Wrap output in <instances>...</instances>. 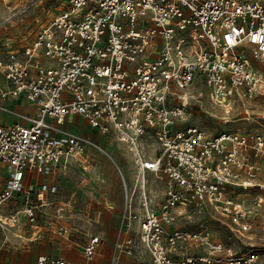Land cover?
<instances>
[{"label":"built area","instance_id":"1","mask_svg":"<svg viewBox=\"0 0 264 264\" xmlns=\"http://www.w3.org/2000/svg\"><path fill=\"white\" fill-rule=\"evenodd\" d=\"M63 6L30 43L0 61L7 83L0 98H24L39 108V116L19 115L25 123L0 125V231L30 227L36 230L30 238L38 239V230L64 219V208L54 218L46 210L58 187L31 188L25 178L90 166L89 149L103 150L68 129L79 116L127 146L140 187L148 173L164 182L162 204H151L143 190L142 204H134L124 183L121 232L132 222L140 226L138 241L117 243V252L137 257L145 249L151 264H241L224 262L223 244L183 221L210 211L237 234L249 231L246 194L261 187L252 158L264 156V131L210 135L185 123L203 96L195 90L200 85L227 113L243 107L242 120L252 125L248 113L264 101V0H64ZM67 232L63 225L55 230ZM101 243L100 236L89 238L83 262L42 255L32 264H92ZM199 244L206 254L197 252ZM119 262L116 253L111 264Z\"/></svg>","mask_w":264,"mask_h":264},{"label":"crops","instance_id":"2","mask_svg":"<svg viewBox=\"0 0 264 264\" xmlns=\"http://www.w3.org/2000/svg\"><path fill=\"white\" fill-rule=\"evenodd\" d=\"M10 1H12L10 3L11 7H8V3L2 2L0 0V20L2 18H10L19 12V5H21L20 0ZM19 31L20 29L18 27H16V29H12V33L7 29L0 30V45H4L5 42H7V38H10L8 36L18 39ZM10 49L12 48H0V61L4 60ZM6 87L7 83L3 75L0 73V91ZM2 107L7 108L10 110V112L2 110ZM38 113L39 108L24 98L8 101L0 98V125L2 126L12 125L15 123H25L23 119L19 118V115L32 117L36 115L39 116ZM76 117L79 116H75V118ZM75 118L72 117L69 120L67 124L68 129L71 130L72 128H75L73 125V122H76ZM77 134L81 135V133ZM95 137H97L99 140H103L101 144L108 142V137H105L97 131L90 129L89 138L93 139ZM112 140L117 141L113 138ZM117 142L121 143L119 141ZM90 154L92 156H97V158L100 159V155H96L95 149H91ZM128 154L130 160L132 161V165L128 169V172L125 171L126 173H122L123 176L125 174L124 178L126 177L125 180L130 194H134V204H142V190L145 192L149 200H151V204H162L164 201L165 186L160 175L148 173L145 179V186L140 187V185L136 183V172L133 168L134 164L129 151ZM79 165L82 167L81 164ZM89 167H91V161ZM89 167L86 169H83L82 167V169L84 171H88ZM60 171L57 172L56 175L51 176L29 173L25 179L31 188L40 187L43 184L57 186L58 189L64 188L63 181L60 182L59 180ZM88 175L90 176H88V178L92 179H90V184L88 186H82L84 189L82 190L83 195L78 196V191H73L69 196L70 198L68 197V200L64 204H61V200L64 199L62 196V193L65 194L64 191L61 192L60 190L55 194H51L50 199L54 201L55 204L54 206L47 207V213L54 218L56 215V210L59 208H64V219L60 221L55 219L52 228L45 227L38 230V233H40V237L38 239L30 238L31 233L36 232V230L33 231L30 227L19 226L17 232L12 230L8 231L9 233L7 234V238L12 242L19 244L21 247V244L24 243L21 240L24 239L28 243L33 242V248H31L28 252H21V256L17 255L16 253L20 251L19 248L7 250L1 249L0 251H3L2 257L5 258V262L0 259V264H32L39 256L42 255L60 257L74 262H83V249L91 236H100L102 238L98 257L92 264H111L116 253L118 254L120 260L119 264H136L138 256H129L124 253V251H116L117 243L123 244L124 246L127 240L133 239L138 241V236L136 233L139 231L140 226L139 222H132L130 224V229L121 232L122 216L127 201L124 182L120 174L119 176L121 178V184L119 182L118 174L114 171L112 166H101L100 164L98 169H96L92 174L89 173ZM158 177L160 184L156 183ZM4 178V170L0 165V180H4ZM84 183L85 181L83 179L81 184L83 185ZM73 200H75L76 203L79 201L80 207H87L85 213L84 209L82 212L80 211L81 213L79 215L77 213V211L80 210L78 207L74 209L70 207V204ZM86 204H90L91 206H87ZM10 205L15 206L16 204L11 203ZM92 206L97 208H91ZM87 224H90L91 228L86 227ZM61 225L67 227V234L59 235L55 233V230ZM92 225H95L94 230L92 229ZM71 231H79V234L75 235L74 232L72 233ZM55 236H61V238H57ZM73 238L74 241H72ZM24 253H27V255ZM14 256H16V258H14ZM149 264H151V259Z\"/></svg>","mask_w":264,"mask_h":264},{"label":"rangeland","instance_id":"3","mask_svg":"<svg viewBox=\"0 0 264 264\" xmlns=\"http://www.w3.org/2000/svg\"><path fill=\"white\" fill-rule=\"evenodd\" d=\"M1 1L8 3V7H11L10 3L12 1ZM20 4V10L16 15L7 19L2 18L0 20V30L7 29L12 33V29H16V27L20 29L18 32V39H14L12 36H8L10 38H7V41L12 42L10 48L13 50H19L24 45L30 43L40 28L47 24L58 12L64 10L65 8V6H63L64 0H42L41 2L39 0H20ZM0 48L7 47L4 44L0 45ZM195 90L196 93L201 91L203 96L200 97L199 102L192 104L190 114L185 124L197 126L210 135H217L224 130L232 131L243 127L254 134L264 131V129L259 126V123L264 125V101L259 102L256 107H253L252 110L249 111L248 114L251 116L252 125H248L247 122L242 120L243 117L247 116L243 107L236 105L230 113H227L222 107L214 105L209 101L203 87L196 85ZM75 121L76 122H73L75 128L69 130L74 133H81L82 136L88 138L91 129L88 122L82 117H76ZM92 140L103 150L99 151L95 149L96 155H100V159H98L97 156H92L90 154L91 149H89V154L91 155V167H89L88 171H84L79 164H72L67 169L60 171L59 180L60 182L63 181L64 188H59L58 191L61 190V192L64 191L65 193H62L64 199L61 200V204H64L68 200V197L73 191H78V196L83 195L82 190L84 189L82 186H88L90 184V179H92L88 178V174H92L99 168L100 164L101 166H112L114 171L118 174L120 184L121 178L123 182L126 183V177L124 178L125 174L123 176L122 172H128V169L132 165L126 146L112 140V138H108V142L103 144H101L103 140H99L97 137ZM154 147L155 145H150V150L154 149ZM252 163L257 165L259 168L257 183L260 184L261 187L252 188L246 194L247 204H245V206L250 212H252L248 217L250 229L246 234L239 235L237 234V231H232L228 227V221L226 219H223L221 216L210 211L204 215L195 217L191 223L185 224L186 221H183V227L189 229L190 231L199 230L200 232H204V234L208 233L209 238L213 242L222 243L224 251L220 253L218 257L223 259L224 262L243 259L244 261L241 262V264H264V156L258 158L253 157ZM83 179L85 183L82 185L81 181ZM156 183L160 184L159 177ZM255 201L260 204H255ZM86 205L91 206L90 204ZM74 207H78L80 209L77 211L79 215L84 209V213L87 210V207H80L79 201L74 204ZM91 208L97 207L92 206ZM178 225L181 226L180 224ZM86 227L91 228V225L87 224ZM94 227L95 225H92L93 230ZM12 231L17 232L18 228L12 229ZM73 232L75 235L79 234V231ZM8 233V231H0V250L19 248L20 251L16 253L21 256V252H28L31 248H33V242L28 243L24 239L21 240L24 243H22L20 247L19 244H15L7 238ZM55 237L61 238V236ZM72 241H74V238ZM180 245L185 247V244ZM188 246L191 247L189 244ZM189 249L192 248H188V250ZM180 252L181 251L179 249L174 252L173 255L175 258H179L178 256ZM197 252L200 254H206L207 249L206 247L200 245ZM2 253L3 251H0V259L5 262V258L2 257ZM140 253L141 254L138 256L136 264H149L151 259L150 254L142 248ZM24 254L27 255V253ZM14 258H16V256H14Z\"/></svg>","mask_w":264,"mask_h":264},{"label":"bare ground","instance_id":"4","mask_svg":"<svg viewBox=\"0 0 264 264\" xmlns=\"http://www.w3.org/2000/svg\"><path fill=\"white\" fill-rule=\"evenodd\" d=\"M227 121V120H226Z\"/></svg>","mask_w":264,"mask_h":264}]
</instances>
